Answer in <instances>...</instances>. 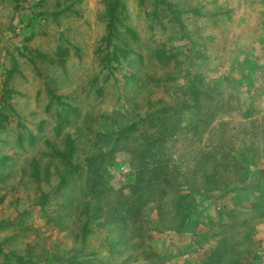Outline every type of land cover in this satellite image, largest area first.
Returning <instances> with one entry per match:
<instances>
[{
    "label": "rangeland",
    "instance_id": "rangeland-1",
    "mask_svg": "<svg viewBox=\"0 0 264 264\" xmlns=\"http://www.w3.org/2000/svg\"><path fill=\"white\" fill-rule=\"evenodd\" d=\"M105 1L0 0V88L7 72L14 68L9 88L14 91L12 103L17 109L8 133L2 134L0 139V199L5 197L0 200V242L6 241L4 253L11 250L25 256L29 264H184V260L191 264H211L210 260H217L218 255L223 264H231L233 260L228 252H215L227 250L234 258L239 253L244 259L256 258L253 252H259L260 260L250 264H264V230L254 225L260 212L245 224V217L226 213V203L218 196L226 188L224 182L240 186L245 181L243 178H248L259 189V182L264 181V168L256 167L255 163L263 155L260 147L264 149V145L255 144L259 157L255 156L256 149L252 154L248 151L250 159L239 154L245 145L241 139L252 144L256 135V143L263 130L264 66L255 68L251 86L246 81L238 83L246 70L228 66L243 60L242 51L252 47L260 58L264 48L257 42L264 39V0H166L167 8L173 5L180 13L169 10L162 21L148 17L155 10L152 1L141 4L138 0H127L124 12L127 17L121 18L117 28L119 35L111 45L104 40L108 35ZM44 3L47 4L43 6ZM162 9L164 6L161 12ZM177 13L180 22L173 23L171 17ZM128 29L138 32L139 40L134 41ZM124 43L130 44L129 57L121 58L120 62L113 59L107 62L115 47H125ZM60 47L67 51V56L59 54ZM159 50L176 54L177 58L166 67L155 56ZM198 77L204 83L200 112L190 100L183 118L187 122L191 118L206 122L209 118L206 133L199 139L187 131L170 140L169 155L179 172L175 170L172 175V187L162 185L163 190L166 186L169 188L163 199L160 194L154 198V203H159L165 213L149 208L143 213L141 225L134 224L122 232L128 240L134 237V245L140 250L136 233L146 229L153 239H147L145 244L159 246L160 252L144 258L132 248L138 255L129 262L125 255L106 245L109 237L120 235L111 227H101L83 241L76 230L86 221L82 209L88 202L94 213L99 201L90 191L97 175L91 173L95 170L91 163L98 165L99 153L113 149L114 146L108 144L117 137L114 129L138 121V115L150 113L153 101L176 105L180 102L178 96L185 95L188 99L186 90L189 91L190 84L196 83ZM221 128L235 139L238 147L235 155L218 145ZM104 134L107 135L101 140L99 135ZM68 135L77 141L73 160L81 169L78 174L68 176L69 184L58 192L57 169L62 168L63 163L45 154L51 151L49 141L63 148ZM208 153L214 155L204 165L208 176L215 169L220 170V176L213 183L216 190L212 188L211 197L202 194L206 196L204 211L210 209V215L204 219L207 224H201L198 233L207 243L198 253L171 262L173 259L165 257L179 256L190 240L187 234L174 230L165 232L166 222L173 223L167 213L173 209L174 197L178 195L172 192L178 191L177 186L182 182H186L187 187L201 182L196 175L195 181L184 178L199 170L202 155ZM137 155L132 148H126L114 153L105 166L113 177L111 186L115 191L122 190L124 196L131 193L129 185L140 186L144 181L145 176L141 178L132 168L131 159L138 158ZM34 160H39L43 168L49 165V182L44 178L40 183L33 182L30 171ZM238 162L241 171L234 169ZM244 183L242 186L247 185V181ZM42 193L51 194V204L44 210L31 204ZM261 195L264 202V189ZM118 196L114 192L110 202ZM217 211H221V221ZM214 217H219L217 224L210 222ZM2 222L10 224L6 227ZM44 224L49 225L45 233L47 240L38 244L41 254L32 251L30 257L26 247L36 245L38 240L37 231L29 228L36 226L43 231ZM55 242L61 250L59 252L58 248L56 259L50 260ZM148 250L154 252L152 248ZM162 257L164 262H159ZM0 264L14 263L0 252Z\"/></svg>",
    "mask_w": 264,
    "mask_h": 264
},
{
    "label": "trees",
    "instance_id": "trees-1",
    "mask_svg": "<svg viewBox=\"0 0 264 264\" xmlns=\"http://www.w3.org/2000/svg\"><path fill=\"white\" fill-rule=\"evenodd\" d=\"M127 0H106V28L108 35H106L105 39L108 44L111 45L115 39H117L119 35V31H117V28L119 26V23L121 21L122 17H127V14L124 13L125 10H127L126 5ZM141 4H146L147 1H152L153 7H155L154 13L148 15V17L154 18L156 21H162L165 19L164 13L166 15L167 11H172V13H176L178 9L172 6H168L167 8V1L166 0H138ZM38 4V3H37ZM44 3L43 6H45ZM162 12H161V8ZM39 7V6H38ZM196 13H200L199 10H196ZM46 14V12H45ZM44 14V15H45ZM172 15V14H171ZM171 21L173 23L179 21L180 18L178 13L175 14L173 17H171ZM127 31H130V34L134 37V41L139 40V34L134 29H128ZM257 44L260 48H264V39H260ZM113 45V44H112ZM125 47L120 48L119 46L115 47L114 53L110 57L107 58V62L110 60H115L116 62H120L121 58H128V53L131 52L130 44L124 43ZM252 48H249L247 50H243L242 55L244 56L243 60H238L237 64L235 62L229 63L228 66L230 68L234 66H239L238 69L240 70H246L244 75L241 76V81H239V84H242L243 82L249 84V86L253 85V78L252 75L255 74L256 67L263 68V64L259 63V57L252 51ZM256 49V47H255ZM59 54L63 56H67V51L63 48H59ZM155 56L161 60L166 67L170 65V62L174 61L177 58L176 54H169L167 51L159 50L155 53ZM236 58V57H234ZM233 58V59H234ZM236 61V59H234ZM64 63V58L62 61V64ZM109 67V66H108ZM15 73V69L12 68L10 71L7 72L5 75V79L3 81V85L0 88V134L2 132H6L10 123H11V117L15 116L17 114V109L14 105H12V97L14 95V91L9 88V83L11 78L13 77ZM57 77H55L56 79ZM172 77H170L171 79ZM203 80L202 78L198 77L197 82H192L190 84L189 91L186 90V95L189 96L188 99L185 98V95L178 96L180 97V102L176 105L173 103H167L163 102H152L153 105H151L149 108H151V112L149 113V109L147 110L145 114L138 115V121H133L128 125H125L124 127L119 126L117 129H114V134L117 135V137H114L113 140H110L109 146L112 144L113 149H109L108 151L102 150L99 153V163L98 165H93L92 168L95 169L94 171H91V173L95 172L97 175L95 176L96 179L93 180L90 191L96 195V197L99 198V201L96 203L95 211L94 213H91L90 211V203H86L83 207L82 211L85 215L86 221L83 222L82 228L76 227L77 234L79 237L82 238L83 241H86L91 234H93L96 230H101V227H111L112 230H116L120 233V235H117L113 238H108L106 241V245H109L111 249H113L115 252H119L120 254L125 255V259L131 260L134 259L138 254L141 257L144 258H151L154 255L158 254L160 250L158 249L159 246H155L152 243L145 244L147 239L151 241L153 239L152 235L149 236L146 229L139 230L136 234L135 239L138 240L137 246L140 247V250L137 249V247L134 245V237L132 240H128L126 236L122 235V232L124 229H127L129 227H133L134 224H142L143 222V213L145 210L149 208H153L156 212H160L162 214L165 213L164 208H162L159 203H154V198H156V194H160L161 199H163V196L166 194L167 190L169 189L167 186L172 187L174 182V177L172 175L174 174L175 170L176 172L179 169V167L173 163L170 155H169V148L168 143L172 138L177 137L179 134H185L187 131L193 133V135L196 138L202 139L204 134L206 133V129L209 125V118L206 122H201L200 119L197 118H191L188 122L185 121L183 118V114L188 110V104L190 100L193 102L194 107L199 111V104H200V98H201V88L203 86ZM54 93V92H51ZM55 98H57L59 101L61 98L53 94ZM184 99V101H183ZM189 100V101H188ZM176 103V102H175ZM200 112V111H199ZM201 117V113H200ZM190 122V123H189ZM183 124V125H182ZM221 134L217 136L218 138V145L222 148L228 149L230 154L235 155V143L232 141V137L230 133H227L225 130L221 128ZM111 135H114V134ZM99 135L101 140L106 136ZM107 138V137H106ZM0 139H2L0 137ZM98 139V138H97ZM114 142V144L112 143ZM50 145V152L46 153L45 155L50 157H56L63 163L62 168L57 169V181L59 182L60 186L58 187V192L61 191L60 188L63 186H67L69 184V180L67 179L68 176H71L75 173L78 174L79 170L81 169V166L79 164H76L74 159L76 150H77V141L76 139H73L70 135H68L63 148H58L54 146L51 141H49ZM48 143V144H49ZM98 143H96L97 147ZM126 148H132L134 152H136L137 157L136 159H131L132 168L136 170L141 178L144 177L143 184L140 186L137 185H129L131 189V193L129 196H124L122 193L123 191H115L114 188L111 186V180L113 177H111L110 172L106 171L105 166L107 161L111 156L114 155V153H118L120 151L125 150ZM102 149V148H101ZM248 151L253 152V148H248ZM255 154H257V151L255 150ZM214 155H211L210 153L206 155H202L203 160L201 167L198 171H192L193 173H190L185 176L184 180H191L196 179L195 175L201 178L200 183L191 184L188 187L186 186V182L180 183L177 186L179 188L178 191H174L172 193H176L177 197H174L175 203L173 205V209L169 210L167 215L172 218V222L174 223H168L167 227H165V232L167 231H176L177 233H183L187 234L190 238L188 241V246L185 247V249H182L179 253V256L172 255L170 257H165V259H173V261H178L180 259H183L185 256H189L191 254L198 253L201 249H203L204 245L207 243L206 238L202 237L198 233V228L201 226V224L206 225L204 219H208L210 215V209L207 211H204L206 209V206L204 204V199L206 196L202 197L203 193H206L209 198L212 195V188H214V184L220 173V170L212 171L210 173V176H208V169L204 166L206 165V162H210L213 159ZM240 159V158H237ZM138 161V162H137ZM237 165H240V162H238L234 169L235 171H241ZM91 169V170H93ZM233 169V170H234ZM235 173L234 171H232ZM238 174V173H237ZM30 175L33 179V182L40 183L41 180L44 178L46 182H49L50 179V170L49 165L45 166V168L42 167L39 160H34L31 163V171ZM45 175L44 177H42ZM242 175V174H240ZM240 177H238L239 180ZM172 180V181H171ZM245 180V181H244ZM204 181V182H203ZM244 182L247 181V179L243 178ZM203 182V183H202ZM242 183L245 184V183ZM226 185L225 189L221 190L222 198L229 201L233 199L231 196L233 195V191L237 190L238 183L236 184H228L230 182H224ZM167 184L166 188L163 190V186ZM185 184V186H184ZM246 186H243L242 188H245ZM220 190V188H219ZM169 191V190H168ZM117 192L120 196L117 197V200L110 202V198H112L113 193ZM5 197H1V201ZM101 201H109L108 203H100ZM174 202V201H173ZM33 207L39 206L43 208V210L46 208L47 205L51 204V194L49 193H42L40 197L34 199V201L31 203ZM226 213H232V209H226ZM253 211L257 212H263V211H257V208H254ZM94 214L96 216H94ZM217 214H221V211H217ZM259 215V214H258ZM263 214H260V218H262ZM257 216V214H255ZM165 217V216H164ZM259 217V216H258ZM219 218V217H218ZM218 218H210L211 223L217 224ZM222 218V215H220L219 220ZM166 219V217H165ZM163 219V220H165ZM80 219H78L79 221ZM77 221V222H78ZM221 221V220H220ZM250 222L248 219L245 218L244 223ZM4 223V222H2ZM9 222L4 225L7 227L9 226ZM43 226H46V228L42 231L41 228L33 226L32 228H29L31 230L37 231V240L38 242L34 246L26 247L28 249V253L30 257L33 256L32 251L37 252V254H41V247L38 246V244H43L42 241L47 240V237L45 233L49 230L48 224H44ZM210 228V227H209ZM251 228V227H250ZM254 231V229L252 228ZM220 233H216V235H219ZM253 234V233H252ZM17 238V237H15ZM19 237L16 239L18 240ZM4 242H0V252L4 254L5 258L10 260L14 264H29L30 262L26 260L25 256L19 255L13 251H9L8 254L4 253L3 246L6 245ZM144 244V245H143ZM38 246V247H37ZM47 247L46 245H44ZM56 248L52 249L53 257H49L50 260H55L57 255L56 250L59 248V243L55 242ZM153 246L155 248H153ZM132 248L137 249L139 252L138 254H134L132 252ZM148 248L154 249V252L151 250H148ZM199 250V251H198ZM51 249L49 248L48 252L50 253ZM64 249H63V255H64ZM183 254H182V253ZM218 254L228 252L230 254L231 260H233V263L231 264H250L253 263L255 260H260L261 256L259 252H253L256 258L250 257L246 258L242 257L239 253L236 255L237 257L234 258V254L231 251L222 250V251H215ZM251 252V251H250ZM175 253V252H174ZM40 258V256H39ZM213 260L211 259V264H223L221 260L219 259ZM164 259V257L160 258L159 262H161ZM158 262V263H159ZM164 262V261H162ZM170 263V262H169ZM184 264H191L189 260L187 262L184 260ZM160 264V263H159Z\"/></svg>",
    "mask_w": 264,
    "mask_h": 264
},
{
    "label": "crops",
    "instance_id": "crops-1",
    "mask_svg": "<svg viewBox=\"0 0 264 264\" xmlns=\"http://www.w3.org/2000/svg\"><path fill=\"white\" fill-rule=\"evenodd\" d=\"M261 52L262 54H260V58H259V63L261 64H264V49H261ZM263 78V77H262ZM250 95V92L248 91L247 92V99H248V96ZM263 130L262 132L260 133V137H259V140L255 143V140L256 138V135L254 136V139H253V143H247L246 140L244 139H241V141L245 144L243 146V148L241 149V151H239L240 153L239 154H242V155H245L247 157V159L249 158L250 159V155L248 156L249 152H248V148H253V149H256L257 151V154L255 156H260V152H259V149L255 146V144H257L258 146H263L264 145V121H263ZM232 141L233 143H235V150L238 151V147L236 146V141L234 138H232ZM261 142H263L262 144H260ZM261 151H264L263 148H261ZM263 149V150H262ZM252 154V152H251ZM243 156V157H245ZM242 159V157H241ZM253 160V159H252ZM255 160V159H254ZM255 163H257V166H262L264 168V153L263 155L261 156L260 159H258V161H256ZM248 179V178H247ZM249 180V179H248ZM247 180V185H246V191H243V195L237 200V206L241 209V211H245V205H252V208H257V211H263L261 212L260 214H263L260 218L259 216V219L257 220V222H254V225L257 229H261V230H264V202L261 198L262 195H261V190L264 189V181L262 180L261 182H259V184H261L260 186V190L259 189H256L255 185H254V182L253 181H248ZM251 182V184L249 183ZM233 198V196H232ZM234 201V199H232ZM232 201V202H233ZM250 205V206H251ZM232 207V206H231ZM244 209V210H242Z\"/></svg>",
    "mask_w": 264,
    "mask_h": 264
},
{
    "label": "clouds",
    "instance_id": "clouds-1",
    "mask_svg": "<svg viewBox=\"0 0 264 264\" xmlns=\"http://www.w3.org/2000/svg\"><path fill=\"white\" fill-rule=\"evenodd\" d=\"M12 100H11V102H12ZM12 105H13V103H12ZM15 118H16L15 116L11 117V123H10L7 131L6 132H2L0 134V137H1L2 134H4V136H5L8 133V130L10 129L11 124L13 123V120H15ZM242 187H243L242 185L237 186V190L233 191V195L232 196H233L234 201L232 199L229 200V201L223 199L222 195H221V192L219 193L218 196L220 197V200H222L223 202L226 203V209H232V213H234L235 216L241 215V216H243V217H245L247 219L253 218V216H254V214H256V212L253 211V208H252L251 204H250L251 206L250 205H248V206L245 205V211H241V209L237 206V200L243 195V193H244L243 191H246V187L245 188H242ZM242 210H244V209H242Z\"/></svg>",
    "mask_w": 264,
    "mask_h": 264
}]
</instances>
